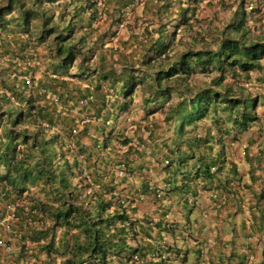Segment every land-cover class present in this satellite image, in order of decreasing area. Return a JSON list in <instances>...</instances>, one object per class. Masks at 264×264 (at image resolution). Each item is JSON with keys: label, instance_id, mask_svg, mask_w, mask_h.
<instances>
[{"label": "trees", "instance_id": "trees-1", "mask_svg": "<svg viewBox=\"0 0 264 264\" xmlns=\"http://www.w3.org/2000/svg\"><path fill=\"white\" fill-rule=\"evenodd\" d=\"M215 1L0 0V232L10 264H201L199 241L188 252L171 222L138 209L150 190L161 202L188 175L208 191L219 182L214 198L251 194L253 234L210 250L234 245L245 262L235 248L252 244L264 264V90L227 82L264 77V0H234L219 28L215 10L228 5ZM200 2L215 10L193 31ZM134 9L140 25H127L116 48ZM248 21L258 29L250 38ZM32 40L50 47L36 81ZM131 108L140 116L129 135L119 122ZM158 156L163 190L147 177Z\"/></svg>", "mask_w": 264, "mask_h": 264}, {"label": "crops", "instance_id": "crops-1", "mask_svg": "<svg viewBox=\"0 0 264 264\" xmlns=\"http://www.w3.org/2000/svg\"><path fill=\"white\" fill-rule=\"evenodd\" d=\"M177 183L184 184V188L180 189L181 186H179L176 191L170 192L161 202L156 203L158 199L151 196L141 198L139 203L142 205L145 203L144 206H141V212L151 215L152 218L171 222L176 229L175 232L180 231L185 236L183 245L188 248V252L197 248L199 241L201 264L202 262L218 264L219 252L225 256L222 262L219 260L221 264H255L260 258V254L252 244L240 245L235 248L236 251L241 252H238L239 254L248 255L249 259L245 262L239 257L234 258V245L219 246L217 249L219 251L216 252L217 254H214L213 251V256L210 250V245L214 243L215 239H228L234 236L241 239L245 235L253 234L257 220L255 221L254 217L251 219L252 214L247 208L252 196L244 193L242 199L235 200L234 194L221 193L223 196H220L223 200L221 204L217 205L219 201L212 197L211 190L219 182L215 181L210 191L204 187L207 182L201 178L193 179L191 175ZM152 234L155 235V231ZM165 239L166 236H164ZM0 251V261L3 264H10L9 260L4 259V249L0 248ZM230 253L233 254L230 255L232 259L227 260ZM34 255L40 259L41 255L36 252Z\"/></svg>", "mask_w": 264, "mask_h": 264}, {"label": "rangeland", "instance_id": "rangeland-1", "mask_svg": "<svg viewBox=\"0 0 264 264\" xmlns=\"http://www.w3.org/2000/svg\"><path fill=\"white\" fill-rule=\"evenodd\" d=\"M215 2L217 3L218 1L216 0ZM225 2H226V5H228V7H226V8L223 9L222 6H221V7H219L216 10L213 9V8H210L209 5H207V4L203 3V2H200V4L198 5V13H197V17H196L197 19H195V21L193 22V31H196L199 26H200V28L201 27H204L205 24H199V22H202V21H204L206 19L209 20L210 17H211V15H212V13L214 12V10L216 11V13H218L217 16H216V19L217 20L214 23L216 25L217 24H220L221 22H226V20L228 18H231L232 13H233V10L231 8H229V6H231L234 3V0H226ZM55 7H57V5H55ZM138 9L137 10L136 9L133 10V12H135V13L129 16V18H128L129 19V23L123 24L121 30L118 32V34L116 36L117 37L116 38L117 40L115 39V42H114L115 43L114 46L116 48L121 47V44L119 43V41H121V42L125 41L124 38H126L128 36V34L126 33L127 32V25H128V27L136 25L134 23H136L135 16H137L136 14L138 12ZM146 16H147V18H150V14H147ZM140 21L137 22L138 25H140ZM96 24L97 23H95V25ZM100 24H102V23H100ZM138 25H136V26H138ZM252 26H253V22L248 21L246 23V27H249L250 28V30L248 32V35H247V38L248 37L250 38V37L256 35L255 32H257L258 29L257 28H253ZM217 28H219L218 25H217ZM260 29L261 28H259V30ZM209 32H211V31L209 30ZM209 32L208 31L205 32V35L208 36L207 39H206V42H207V44L212 45L213 40L211 38H209ZM179 35H180V33H178L177 36H179ZM181 42L178 43V46H177L178 48H184V47H182ZM176 44H177V42H176ZM98 45L99 44H97V46ZM32 46H31L32 47L31 48V52L27 56H29V57L32 56V57H35L37 59L36 60V64L33 63V65L34 64L35 65H34V67L31 68L32 76H33L32 77V80L33 81H36L37 79H39L41 77L42 74H44V72H45L44 70L47 69V67H46L47 64L45 63V57H47L46 55L49 53L50 47L47 44H35L34 43V40H32ZM107 48H110L111 49V51H108V55L111 52H116L114 50L113 46H108ZM237 74H238V76L236 75V76H234V78L229 77L227 79V82L230 83L231 86H233L232 87L233 89H236V90L239 91V88H245L246 90H249L251 93H260V94H262V91L264 90V80H262L261 78H264V77H258V72H255V71L253 72L252 71V72L249 73V76L246 77V78L243 77V76L240 77L241 75L239 73H237ZM263 109H264V107L263 106H260L259 104L256 107V110H257L258 113H260ZM138 110L139 109H133V108H131L130 111L126 115L124 114L121 117V119H120L121 120L119 122L120 127L121 128H124V130L126 131V133H128L129 135H132V130L134 129V126H133L132 123L135 122L138 119V116H140V113H139ZM77 126L80 129V128H82L83 124L81 122H78L77 123ZM171 132H172V130L169 129L165 133H167L169 135ZM158 157L159 158L161 157V160H160V163H159V169L158 170H153V171L149 172V175L147 177H148V180L151 181V185L152 186L158 188V190H160V189L163 190L164 182H161V181H162V177L166 173L161 170L162 169L161 167L164 166V165H166V163H165V158L164 157H162V156H158ZM153 163L157 164L156 162H153ZM131 182H132V179H131ZM150 191L151 192L149 193V195L151 197L152 196L154 197L155 196V195H153L154 192L152 190H150ZM241 194L244 195L243 190L241 191V193H239V195H241ZM213 196H215V199L217 201H219V203L217 205L221 204V202L223 200V199H221V196H223V195L221 194V196H220L219 193L215 192L213 194ZM144 205H145V203L143 205L141 203H139L138 204V209L140 210L141 209V206H144ZM0 234L3 235V237L8 238V234L9 233H7V232H0ZM0 248H2V247H0ZM0 264H3V263L0 261ZM21 264H29V263H27V259H26V260H23V262Z\"/></svg>", "mask_w": 264, "mask_h": 264}, {"label": "built area", "instance_id": "built-area-1", "mask_svg": "<svg viewBox=\"0 0 264 264\" xmlns=\"http://www.w3.org/2000/svg\"><path fill=\"white\" fill-rule=\"evenodd\" d=\"M33 63H35V59H34V58H31V59L29 60L28 64H29V65H33ZM55 101H56V99H55ZM80 102L82 103V101H80ZM84 117H88V115H85ZM118 174H119V175H122V171L119 170V171H118ZM159 196H160V192L157 191V193H156V197H159ZM0 223H1L3 226H6V227H7V226H8V217L5 216V215L0 216ZM3 246H5L6 249L10 250V246L6 245L5 237L0 236V247H3ZM202 264H204V263L202 262Z\"/></svg>", "mask_w": 264, "mask_h": 264}]
</instances>
